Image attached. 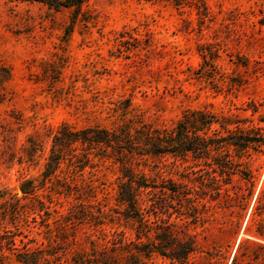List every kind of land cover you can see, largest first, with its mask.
Segmentation results:
<instances>
[{"label":"rangeland","instance_id":"obj_1","mask_svg":"<svg viewBox=\"0 0 264 264\" xmlns=\"http://www.w3.org/2000/svg\"><path fill=\"white\" fill-rule=\"evenodd\" d=\"M190 110L212 111L251 139L242 150L226 145L230 175L191 155L182 166L149 156L139 168L166 164L167 177L183 170L207 184L163 215L179 238L194 241L190 262L264 264V0H0V191L21 197L22 183L33 180L50 212L22 227L28 236L17 237L18 247L20 237L33 239L32 248L45 249L40 264H81L95 239L99 257L106 243L105 255L124 263L129 252L112 253L103 240L104 231L136 236L118 199L119 154L77 143L74 165L62 161L43 181L54 135L65 125L171 128ZM139 258L170 264L156 251ZM0 264L21 262L6 248Z\"/></svg>","mask_w":264,"mask_h":264},{"label":"trees","instance_id":"obj_2","mask_svg":"<svg viewBox=\"0 0 264 264\" xmlns=\"http://www.w3.org/2000/svg\"><path fill=\"white\" fill-rule=\"evenodd\" d=\"M48 1L66 5L82 0H66L64 3L56 0ZM218 125L220 128L217 127ZM222 130H226L228 134L224 135L221 133ZM250 142L249 137L229 129L215 113L207 110L187 111L171 128L127 126L119 130L99 127L71 129L65 125L54 135L53 148L42 176L43 181L50 179L60 168L61 162L66 159L69 160L68 165H74L75 161L72 160L71 151L76 148L77 143L85 146L86 150L96 148L100 144L106 147L111 146L119 154L118 159L121 163V174L118 176V199L124 206L121 212L123 219L136 227V236L134 239H129L126 232L122 230L117 233V236L114 235L116 231H113V237L108 238V232L104 231L103 240L113 245L109 248L112 253L120 249L129 252L126 261L122 263L113 254L105 255L106 252L103 249L107 248L106 243H102L105 247L100 248L102 251L99 252L102 256L99 257L96 249L98 243L92 239L93 257L84 256L81 264H144L139 258V253L148 254L152 251L167 257L170 264H193L189 256L195 249L194 241L179 238L175 234L173 223L163 215L174 206V201L179 204L186 198L192 201L191 197H187L188 194L202 196L204 186L207 184L204 179L197 177L193 179L190 172L183 170L178 171L176 179L167 177L164 175L165 170L162 169L167 166L166 164L162 167L155 164L152 173H148L145 167L139 168V166L141 164L148 166L149 156L167 155L175 159L173 162L180 160L182 166L188 162V156L191 155L192 160L196 162L214 160V163L220 167L222 176L223 174L230 175L234 163L225 151L226 145H236L242 150L249 146ZM83 156L86 157L85 162H88L87 154ZM84 164L80 163L77 166L82 168ZM134 165L139 169L136 170ZM223 178L228 180V177ZM196 180H200V188H196L194 183ZM209 181L219 195L221 184L217 182L216 176L211 177ZM35 187L33 180L23 182L21 197L14 195L7 198L5 193L0 191V250L6 248L15 250L16 257L21 264H40L44 256V248L31 247L33 239L28 238L25 241L20 237L19 241L22 246L17 245L18 236L22 234L25 237L28 236L23 231V226H28V230H31L29 225L32 218H36L37 215L44 217L50 214L48 205L35 194ZM27 198L31 199L30 204L23 202ZM152 215L155 217L154 220L151 219ZM104 217H106L105 213L101 218ZM44 221L43 218L41 223L43 224ZM8 224L13 226L15 231L5 229L1 232L3 227L7 228ZM143 236L145 240L142 239ZM232 264H237L236 259H233Z\"/></svg>","mask_w":264,"mask_h":264}]
</instances>
